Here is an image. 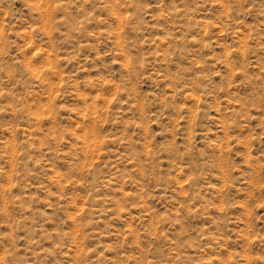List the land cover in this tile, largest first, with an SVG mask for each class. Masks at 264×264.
<instances>
[{"label":"rangeland","instance_id":"1","mask_svg":"<svg viewBox=\"0 0 264 264\" xmlns=\"http://www.w3.org/2000/svg\"><path fill=\"white\" fill-rule=\"evenodd\" d=\"M158 2L159 0H150L149 14L145 20L151 24L157 23L153 16L160 11ZM168 3L169 0H165V4ZM13 7L22 9L24 5L18 0ZM91 9L92 5L86 6V11ZM221 13V4L208 0L194 17L199 27L188 33L187 47L192 55L187 57L182 66L187 67L195 63L196 72L199 73L200 60L208 58L204 71L211 70L212 86L217 91L215 97L202 102L199 92L193 93L190 88H185L177 95L168 87L167 78L160 79L158 85L155 79L143 81L138 88L133 86L135 91L131 95H117L118 74L127 68V59L121 50L120 40L121 35L130 31L129 28L122 31L120 29L121 17L127 15L124 9H121L119 14L111 9L95 12L94 17L100 19H93L85 26L84 30L89 35L86 40L80 41L82 44H95L92 33L107 34V39L98 50L107 53L102 59L113 69L112 81L105 80L102 90L80 84L79 92L61 98L65 76L71 77V74L75 73V80H88L91 85L93 78L107 75L100 69V59L95 60L98 69L96 71H80L79 62H67V56L77 45L75 41H62L76 25L77 20L83 19L84 13L71 10L69 16L68 13L57 9L53 3L50 8L44 5L32 13L25 9L27 23L21 24L16 20L10 21L6 11L0 12V30L3 31V34H0V49H7L8 56L2 58L9 65L6 72L0 73V76L11 77L9 85H16V96L31 109L30 117L25 116L23 112L13 115L12 110L0 115V123L16 125L15 133L12 129H7L0 135V140L4 141L0 143V167L4 169V173H0V210H3L0 214V231L11 232L14 225L19 226L23 220L32 218L34 213L42 212L50 218L48 223H43L45 232L63 230L70 233L65 238L69 246L56 257L60 264H98V260L104 258V264H116L113 246L121 243L127 245L125 251L132 264H135L133 257L142 258L144 249L148 246L146 242L154 241L157 236L160 239L151 244L153 252L143 264H181V261L176 259L177 253L173 251L180 244L184 245L180 249L183 253L182 264H237L234 255L247 251L250 243L246 233L253 231L264 234V219H254V216H264V207H258L255 213L251 209L253 193L256 194L257 202L259 198H264V132L258 137L250 135L252 128H257L259 132L258 125H264V112L253 110L249 113L253 119L245 123L241 118L239 122L244 126L240 128L231 126L230 121L231 114L240 111L242 99L248 100L253 96L255 89L252 77L264 76V47L249 39L250 29L255 23L254 17L245 20L239 31H233L231 28L225 31V25L221 23ZM184 24L185 21L181 20L177 27ZM160 25L163 27V21H160ZM109 29L113 31L109 32ZM30 30L31 36L28 35ZM184 30L187 31L186 28ZM167 34L159 28L152 30L151 35L158 39L151 45V49L170 52L171 48L176 46L174 41L182 33L175 32L172 39H166ZM193 37L195 39H192ZM9 41L14 42V46L8 47ZM259 45H264V40L259 41ZM151 49L145 46L146 51ZM95 56L96 51L85 47L81 49L80 62L85 58L92 60ZM12 57L20 63L11 64ZM152 59L160 62L156 65L159 72L164 69L170 73L176 72V64H169L167 59L175 62L177 57L170 56L166 59L164 55H157L155 58L150 56L149 60ZM83 66L85 69L93 67L89 63H84ZM53 68L62 71L53 73ZM187 78H191L190 73ZM17 81H30V84L25 85ZM204 83L207 84V81ZM168 97H172L171 106ZM10 102L12 97L0 99V104ZM53 103L58 108L69 104L83 108L84 111L77 113L61 110L56 115L50 109ZM88 104L95 105L91 114L88 112ZM96 109H99V112ZM109 111L121 113L122 124L109 123L106 119ZM178 112L186 119L180 120L179 129H174ZM161 113L163 118H160ZM29 119L39 127L30 124ZM139 119L145 121L142 129L138 123ZM97 124L107 132H122L127 129L130 139L136 142V149L145 153L141 159H146L147 154L155 152L157 148L165 145L168 148L173 147V140L175 145L180 146L181 151L185 143L197 142V148L203 150L206 158L210 160L207 175L195 182L204 189L200 192L203 200L194 204L192 199H189L192 172L183 166L171 173L174 180L169 181L166 186L156 188L155 183L150 184L149 190L152 194L131 212L123 209L121 200L131 199L135 193L145 191L131 182L125 183L121 180L119 183H109L108 177H104V183L88 187L82 185L79 180L75 184L70 183L69 177H75L86 168L92 167L94 162L98 164L100 160L107 158L102 151L95 150L97 143H103V140L95 139ZM68 127L74 130L73 134L57 138V128ZM89 133L93 134L91 140L88 139ZM49 134L52 143L58 145L59 152L49 153L45 147ZM24 141H27L26 145ZM76 144H81L83 151L73 163L72 157L67 153ZM16 145L27 147L37 161L43 154L46 162L44 165L34 168L29 164L28 167L34 168L37 173L41 172V168L46 171L38 178H29L27 183L19 182L14 176V172L18 171L15 168L18 151ZM110 147L114 153L117 148L120 152L124 151L120 145L112 144ZM116 158V155L111 157L113 160ZM20 159L23 160L24 157L20 156ZM161 159L167 157L162 156ZM170 166L173 165H161L163 169ZM117 167L122 172L133 170V177L143 176L141 172L137 177L135 164L129 163L126 168L123 164H117ZM107 171L108 169H105V172ZM111 171L115 173L116 168ZM37 179L39 184L57 195L49 196L48 192L39 186ZM92 188L95 191L90 197ZM60 193L72 199L62 198ZM32 196H37L39 203L31 210L26 204L22 207L21 197ZM209 200L212 207L204 215L201 204ZM89 209L92 210L91 216L88 215ZM93 220L97 222L91 223ZM105 232L107 234H104ZM122 233L124 235H121ZM18 234L25 235L22 231ZM194 241L199 242L198 248ZM53 246L51 241H44L42 255H46ZM252 249L264 251V244L253 243ZM98 253H102V256H98ZM48 260H52V257L48 256ZM246 262L245 256L239 264Z\"/></svg>","mask_w":264,"mask_h":264},{"label":"clouds","instance_id":"2","mask_svg":"<svg viewBox=\"0 0 264 264\" xmlns=\"http://www.w3.org/2000/svg\"><path fill=\"white\" fill-rule=\"evenodd\" d=\"M17 2L18 0H0V12L6 11L10 21L16 20L17 23L21 24L27 23V19L24 15L25 9H27L29 13H32L37 9H41V6L44 5L50 8L53 3H55L57 9H61L68 13L69 16H71V10L84 13L83 19L77 20L76 25L73 26L65 40L62 41V43L75 41L77 45L67 56V62H79L80 71H96L98 69L95 66V60L100 59V69L106 72L107 75L93 78L91 85H89L88 80H75V73H72L71 77L65 76L63 79L64 91L60 92L61 98L79 92L78 86L80 84L101 88L102 90V85L105 80L112 81L114 75L113 69L110 64L104 63L102 59L103 55L107 53H101L98 50L107 39V34L104 32H95L92 33L96 40L95 44L88 45L80 43L81 40H86L89 35L87 31L84 30L85 26L93 19H100L99 17H94V13L104 9H111L117 14L120 13L121 9H124L127 15L121 17L122 24L120 29L121 31L124 28L130 29L128 34L120 36L121 50L126 56L127 68L126 71L118 74V96L121 93H128L131 95V93L135 91V88H138L143 81L155 79L158 85L162 78L168 79V87L177 95L183 92L185 88H190L193 93L199 92V95L202 97V102H207L210 97H215L217 95L216 89L212 86L211 70L209 69L208 72L204 71V66L207 65L208 58L200 60L201 71L199 73L196 72L195 63H191L187 67L182 66L187 57L192 55L187 47L189 42L188 33L192 29L199 27V25L195 23L194 17L208 0H169L168 4H165V0H159L157 6L160 8V11L157 15L153 16V19L157 21L156 24H151L145 20V17L149 14L150 0H19L20 3H23L24 8L14 9L13 6ZM215 2L221 4V23L225 25V31H228L229 28L233 31H239L244 25L245 20L254 17L255 23L250 29L251 35L249 39L256 41L258 46L264 47V45H259V41L264 40V0H215ZM88 5H92L91 11H86V6ZM129 9L131 11H128ZM181 13L183 15H181ZM32 19H35V17H32ZM181 20L185 21V24L178 28L177 24ZM160 21H163V27H161ZM104 22L106 23L107 21ZM12 27L14 28L15 26L13 25ZM157 28L168 33L165 37L166 39H172L175 32L182 33V35L174 41L176 46L172 47L170 52H158L156 49H151V45L158 39V37H153L151 32ZM185 28L187 31L184 30ZM108 31L112 32L113 30L109 29ZM0 34H3L2 30H0ZM28 35L31 36V30ZM102 36L104 37L103 40L101 39ZM4 38L6 39V35ZM192 39H195V37ZM12 46H14V42L9 41L8 47ZM145 46H148L151 50L146 51ZM85 47H88L92 51H96V56L92 60L85 58L83 62H80L81 49ZM209 47H211L210 42ZM157 55H164L166 59L170 56L177 57L175 62L167 59L169 64H176V72L170 73L167 69H164L163 72H159L156 65L160 62L156 59L149 60L150 56L155 58ZM6 56H8L7 49H0V73H5L9 67L2 58ZM18 63H20V61H17L15 57L11 58V64ZM52 63L55 65V61ZM84 63L92 64L93 67L91 69H85L83 66ZM51 71L55 73L62 70L53 68ZM244 71L245 76H247V70L245 69ZM189 73L191 74L190 79L187 78V74ZM10 79V76H0V99L12 97V102L0 104V115L7 114L12 110L13 115L23 112L25 116L30 117L31 109L26 102H22V100L16 96L14 91L16 85H9L8 81ZM205 81H207V84L204 83ZM252 81L254 82L255 89L253 96L248 100L242 99L240 111L231 114L230 124L233 127L240 128L244 126V124L239 122L241 118H243L245 123H249L251 119H253L249 113L253 110L264 112V76L254 75ZM17 83L28 85L30 81H17ZM133 86H135V88ZM28 90H30V88H28ZM167 100L169 101V106H171L172 97H168ZM117 103H119V100ZM50 109L56 115H58L61 110L70 112L76 111L77 113L84 111L83 108H77L69 104H64L58 108L54 103L50 105ZM93 109H95V105L88 104L89 114H91ZM96 111L99 112V109H96ZM121 115L122 114L119 112L109 111L106 114V119L109 123L119 125L122 124ZM160 118H163V113L160 114ZM182 119H186V117L180 116L178 112L174 129H179V122ZM29 123L34 124L35 127H39V125L35 124L31 119H29ZM138 123L141 129L145 126V121L143 119H139ZM129 127H131V125ZM195 127L196 125L193 126L194 136ZM15 128V124L0 123V135L7 129H12L13 133H15ZM258 128L260 129L259 132L257 128H252L250 135L258 137L261 132H264V125H258ZM73 132L74 130L70 127L63 129L57 128L56 136L57 138L71 136ZM105 133L107 134L105 135ZM173 134L175 133L173 132ZM92 138L93 134L89 133L88 139L91 140ZM95 139L97 141L103 140L102 144H96L95 150L96 152L102 151L107 158L100 160L98 164L94 162L92 167L86 168L79 175L69 177L68 180L70 183L75 184V182L79 180L82 185L88 187L96 183H104V177H108L109 183H119L121 180L125 183L131 182L145 190L135 193L131 199L121 200L120 203L123 209L131 212L134 207H140L142 201H146L149 195L152 194V191L149 190L150 184L155 183L156 188L166 186L169 181L174 180L171 173L183 166L192 172V178L189 182V189L191 190L189 199H192L194 204L197 201L203 200V197L200 196V192L204 189L200 188L195 182L202 180L205 175H207L210 160L206 158L203 150L197 148V142L185 143L181 151L180 146L175 145V141L173 140L171 142L173 147L168 148V146L165 145L164 147L157 148L155 152L148 153L146 159H141V157L145 156V153L136 149V142L130 139L127 129H124L122 132L119 130L107 132V130L100 129L99 124H97ZM0 143H4V141L0 140ZM24 144L26 145L27 141H24ZM112 144L120 145L124 148V151L120 152L119 148H117L114 153L113 149L110 147ZM45 147L48 148L49 153L60 151L58 145L52 143L51 134H49L48 138L45 140ZM16 148L18 151L16 154L15 168L18 169V171L14 172V176L19 182L22 184L27 183L29 178H38L41 173L46 171L44 168H41L40 173L34 170L35 167H40L46 163L43 159V154H41V157L37 161L34 154L30 153L27 147L21 148V145H16ZM82 151L83 146L81 144H76L74 148L69 149L67 155L71 156L73 163H75L79 159ZM89 155L91 156V151ZM113 155L117 157L115 160L111 159ZM20 156H23L24 159L21 160ZM162 156L167 157V159L162 160ZM52 159L53 162H55V156H53ZM129 163L136 165L134 171L137 177H139L141 172H143V176L140 178L133 177V170L122 172L120 168L117 167V164H123L126 168ZM164 163L173 166H170L168 169H163L161 165ZM29 164H32L34 168H29ZM112 168H116L115 173L111 171ZM105 169H108V171L105 172ZM0 173H4L2 167H0ZM241 182H243L242 178ZM37 183L39 184L38 179ZM39 186L43 191L48 192L49 196L57 195L56 193H51L44 185L39 184ZM94 191L95 189L92 188L89 192L90 197ZM59 196L66 200L72 199V197L64 193H60ZM90 202L91 200L89 203ZM38 203L39 198L37 196H32L30 198L21 197V206L23 207L26 204L29 210ZM211 207L212 204L210 200L202 203V214L206 215L208 209ZM258 207H264V198H259L257 202L256 194L253 193V203L251 204L252 212L255 213ZM2 212L3 210H0V214H2ZM88 215H92L91 209H89ZM169 215H171V213H169ZM49 219L50 218L45 216L44 213L37 212L34 213L32 218L23 220L19 226L14 225L11 232L0 231V264H54V262L55 264H60V261H57L56 257L63 253L65 247L69 246V244H66L65 238L69 236L70 233H65L63 230L54 233L45 232L43 223H48ZM254 219L262 220L264 216H254ZM96 222L95 220L91 221L93 224ZM110 227L111 225H109V228ZM21 231L25 233L24 236L18 234ZM104 234H107V232ZM121 235L124 234L122 233ZM246 238L250 241L247 246V251L243 253L237 252L234 255L237 264H239L245 256L247 257L246 264H264V251H254L252 249L253 243L264 244V234L248 231L246 233ZM159 239L160 238L157 236L154 241L146 242L148 246L144 249V256L142 258L140 256L133 257L135 264H143L144 261L148 260V256L153 252L151 244L158 242ZM228 239L230 240L231 238L229 237ZM46 240L51 241L54 246L46 255H42V253H44L43 244ZM193 243L197 248L199 247L198 241H194ZM126 247L127 245L123 243L113 246L116 264H132V261L129 260L128 254L125 251ZM183 247L184 245L180 244L173 249V251L177 253L176 259L181 261V264L183 262V253L180 252V249ZM48 256H51L52 260H48ZM98 256H102V253H98ZM104 259H99L98 264H104Z\"/></svg>","mask_w":264,"mask_h":264}]
</instances>
